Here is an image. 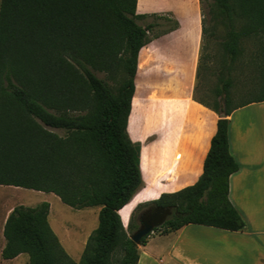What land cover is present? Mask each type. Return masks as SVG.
Returning a JSON list of instances; mask_svg holds the SVG:
<instances>
[{"label":"trees","instance_id":"1","mask_svg":"<svg viewBox=\"0 0 264 264\" xmlns=\"http://www.w3.org/2000/svg\"><path fill=\"white\" fill-rule=\"evenodd\" d=\"M198 1L202 9L207 0ZM136 2L0 0V186L53 194L73 210L100 208L78 264L139 260L119 215L143 187L141 145L127 128L141 51L164 33H153L154 23L139 24L147 16L136 14ZM207 15L201 11L195 80L213 75L216 84L208 91L212 104L196 97V86L193 100L218 116L217 129L197 182L148 202L175 211L161 227L164 234L187 225L245 229L228 199L239 165L229 152L227 117L264 103V0H212ZM151 17L167 20L166 14ZM249 41L256 43L251 59L258 90L236 102V67ZM48 215L47 202L14 207L3 227L1 258L25 254L28 264H76Z\"/></svg>","mask_w":264,"mask_h":264},{"label":"crops","instance_id":"2","mask_svg":"<svg viewBox=\"0 0 264 264\" xmlns=\"http://www.w3.org/2000/svg\"><path fill=\"white\" fill-rule=\"evenodd\" d=\"M136 14H170L177 22L173 31L146 47H154L151 51L156 52L159 58L153 59L161 61L163 66L177 75V79L182 80L188 75L192 85L201 43L198 0H137ZM181 65L184 72L175 71ZM191 85L178 96L167 93L152 105L146 103V110L152 106L163 110V113L154 118L161 123L157 124L158 128L153 134L145 137L146 140L132 139L141 144L140 169L144 185L134 198L143 196L142 202L157 200L162 194L192 186L202 174L210 141L216 133L218 117L193 101ZM252 106L257 105H248L227 117L229 152L239 165V170L229 178L228 199L244 220L245 229L228 232L187 225L151 239L148 245L143 246L146 250L139 256L137 264H153L160 257L165 258L167 264H264V126L262 122L261 128L251 129L250 121H264V103L257 106L259 109L256 112L260 113H254V118L250 119L247 112ZM158 145L161 148L156 147V154H152L153 161L144 171L143 150ZM19 191L22 190L0 186V264L14 263L25 255L13 260L1 258L5 246L3 227L12 209L21 204L14 197L15 192ZM54 199L59 200L58 197ZM132 200L119 211L125 230L133 213ZM71 248L77 251L76 247Z\"/></svg>","mask_w":264,"mask_h":264},{"label":"rangeland","instance_id":"3","mask_svg":"<svg viewBox=\"0 0 264 264\" xmlns=\"http://www.w3.org/2000/svg\"><path fill=\"white\" fill-rule=\"evenodd\" d=\"M212 0H207L203 3L202 9H200V16L201 11L202 14L208 19V3ZM199 4V1H198ZM151 15H144L147 16L146 19L140 21L139 24L145 26L147 24L154 23L156 24L153 33H164V35L173 31L177 25H174V19L171 17L170 14H166L167 20H157ZM161 15V14H157ZM165 15V14H164ZM161 35L160 37L164 36ZM159 37V38H160ZM158 39V38H157ZM156 40V39H155ZM154 41V40H153ZM154 48V47H153ZM149 47H145L140 54L139 60V68H138V76L136 80V87L137 92L134 100V107L130 119V123L127 128L128 135L131 139L134 138H144L149 135L153 134L158 125H160V121H155V117H159L163 110L153 108L152 106L148 107V110L145 109L146 103L152 105L154 102L160 101L164 98L167 93H172L173 95L178 96L179 93L184 92L188 85L190 86V80L188 75L185 76L184 79L179 80L176 78V74L172 73L171 70L167 69L165 66L161 64V61H155L159 57L155 53H152ZM200 48V47H199ZM210 53L212 56L217 58L219 57V49L216 42H211L210 44ZM245 53L243 57L240 59V62L237 64L235 74L238 76V83L236 88L234 89V97L236 102H240L245 99H250L252 95H254L258 90V82H259V75L256 71L255 65L252 61V55L256 50V43L249 41L244 46ZM199 53V52H198ZM156 58V59H153ZM198 60V59H197ZM197 68V67H196ZM177 72H184L182 65L175 68ZM176 72V73H177ZM196 76V72H195ZM102 77V76H101ZM205 79L200 84L194 79L191 89H192V99H193V89L196 86V97L198 99H202L205 102L212 104L213 99L212 96L208 91H211L215 87L216 79L213 75H206ZM198 83V84H197ZM194 101V100H193ZM263 105L262 104H256ZM253 107L248 110L247 118H254V113L258 111L259 107ZM211 111V110H210ZM214 113V112H213ZM218 117V116H217ZM250 118V119H251ZM164 121H167L166 119ZM249 121V119H248ZM251 121V129L252 128H261L262 122L264 126V121L261 119H257L254 122ZM158 124V125H157ZM55 133L62 135V132L54 131ZM153 137V136H151ZM149 137L148 139H152ZM141 145V144H140ZM156 147L161 148V145L154 146L151 149H144L142 153V168L146 171L148 164L153 161L152 154H156ZM141 170V169H140ZM143 181V180H142ZM144 185V184H143ZM15 192V199L20 201V205L25 207H36L37 205L47 202L49 204V215H48V223L54 234L56 235L61 247L64 249L66 254L72 259L73 262L76 264L79 263L82 252L84 250L85 244L87 242L88 237L91 233L97 228L98 226V213L100 208H87L83 210H73L64 204L61 203L60 200L54 199L50 194H44L41 192L24 190ZM140 191V190H139ZM138 191V192H139ZM137 192V193H138ZM145 191H143L144 193ZM136 193V194H137ZM135 194V195H136ZM134 195V196H135ZM133 196V200L131 202V206H133L132 216L129 221L131 226L127 225V233L131 235L136 230V220L137 215L141 212L144 208L142 205L147 204L148 201L142 202L144 199L143 196L135 197ZM130 200V201H131ZM151 202V201H149ZM128 209H126L127 211ZM124 211V215L126 213ZM165 235L162 228L153 231L152 234H149L145 240V244L148 245L151 239L156 237ZM70 246V249L68 248ZM78 247L77 251L72 249L71 247ZM138 253L139 256L143 254L146 250L143 246H138ZM78 256L76 255V253ZM24 260V261H22ZM26 260V261H25ZM165 258H159L153 264H167ZM10 264H28V257L24 255L20 260L10 262Z\"/></svg>","mask_w":264,"mask_h":264},{"label":"water","instance_id":"4","mask_svg":"<svg viewBox=\"0 0 264 264\" xmlns=\"http://www.w3.org/2000/svg\"><path fill=\"white\" fill-rule=\"evenodd\" d=\"M173 214L175 213L172 208H155L154 211L142 217L140 226L131 235H129V239L136 246H139L143 238L152 234L154 229L161 228Z\"/></svg>","mask_w":264,"mask_h":264},{"label":"flooded vegetation","instance_id":"5","mask_svg":"<svg viewBox=\"0 0 264 264\" xmlns=\"http://www.w3.org/2000/svg\"><path fill=\"white\" fill-rule=\"evenodd\" d=\"M144 208L141 210V212L137 215V222H136V229L140 226L141 224V219L144 215L148 214V213H151L152 211H154L155 208H157L156 206L154 205H151V204H144L142 205ZM175 213V211H174ZM174 216V214L170 217V219ZM169 219V220H170ZM168 220V221H169ZM157 230V229H154V231Z\"/></svg>","mask_w":264,"mask_h":264}]
</instances>
